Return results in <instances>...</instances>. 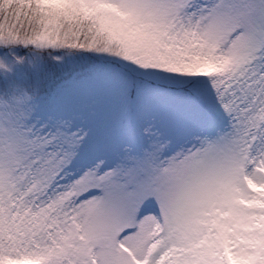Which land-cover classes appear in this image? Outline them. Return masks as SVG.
I'll return each mask as SVG.
<instances>
[{
	"label": "snow or ice",
	"instance_id": "snow-or-ice-1",
	"mask_svg": "<svg viewBox=\"0 0 264 264\" xmlns=\"http://www.w3.org/2000/svg\"><path fill=\"white\" fill-rule=\"evenodd\" d=\"M0 264H264V0H0Z\"/></svg>",
	"mask_w": 264,
	"mask_h": 264
}]
</instances>
